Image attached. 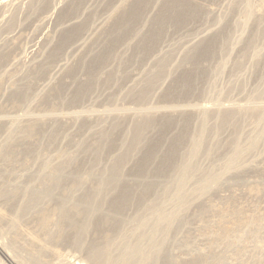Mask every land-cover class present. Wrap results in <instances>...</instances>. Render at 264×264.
I'll return each instance as SVG.
<instances>
[{
  "label": "bare ground",
  "instance_id": "6f19581e",
  "mask_svg": "<svg viewBox=\"0 0 264 264\" xmlns=\"http://www.w3.org/2000/svg\"><path fill=\"white\" fill-rule=\"evenodd\" d=\"M32 1V6L30 4L29 7L33 9V12L36 11L34 10L35 8L37 9L39 7L41 10L42 7L48 5V0ZM85 1L86 0H71L68 4L66 3L59 13V21L63 22L64 20L74 18L73 16L75 15L77 16ZM115 1L116 0H114V2L109 0L108 2L105 1L106 4L104 3L103 7V1L100 5L98 4L102 8L107 9L105 12L107 11L106 13L109 17L107 18L108 21L105 26L102 27V32H100L99 35L97 34L98 36L96 35L95 38L93 37L94 39H92L91 42L89 41V44L87 43L88 47H85L87 49L86 51L84 50V54L80 55L81 53L79 52V57H77V59L74 58V63L72 62L67 68L65 66V73L62 79L53 87L50 85L51 88L49 87L50 89H47L48 91L44 93L37 92L41 94L38 95V102L35 86H33L36 85L34 79L37 77L43 78L47 74L46 72H48L47 66H49L51 62L53 63L68 45L70 46L79 36H82L88 23L95 17L93 16L94 13L87 14L88 17L86 16L85 20L82 19L83 21H78V23H74L69 27L66 25L67 28L64 27V29L59 32L53 46L50 47L47 55H45L46 62L44 61L38 64L39 66H37L36 69L34 68L35 71L33 76L29 80H24V83L21 81L20 84L18 80L16 81L18 84L16 86L13 85L15 87L12 88V92L8 97L9 99L7 98V101L13 109L15 108L14 110H16V108L20 109L25 107L27 120H23L22 122L24 123H21L18 118H14L15 116L10 120V125H16L18 131L16 130V133L10 131L6 138H4L3 145L0 148V160L3 161L1 164L5 163L4 165H13V167H15L14 163H17L19 159H23L24 164L25 161L29 163L32 157L39 156V154L41 155L46 149H50L53 144L55 145L58 137L62 139L61 136H68L69 132L64 135L63 132H61L64 131L63 125H65L61 124L62 122L59 121L62 116H72L73 113L70 110L75 109L77 105L81 104L84 99L89 97V94H94L93 91L97 90L98 92V89L101 90L103 87V91L107 90V86L108 91H110L109 86L112 83L118 80L121 82V80L129 79L128 73L130 71L128 70L130 69L127 67L139 64L138 67L140 68L142 62L146 65L145 59H147L148 56L151 57L156 50H161L159 48L161 47L160 45L163 39L166 37L167 30L168 32H170V30H172L171 32L180 31V29L186 28L187 24H189L187 27H189L190 24L194 26V23H198L199 21L203 23V21H206V18H210L209 16H211V14L209 15L210 12L208 13L204 8V5L202 6V4L199 3L200 0L199 2L197 0H118L120 1V3L116 1L118 5ZM255 2L256 0H235L234 3L232 1V5L230 4L231 6H229L228 9L230 12H228L230 16L231 12H240L242 14L241 20L232 22L234 23L233 25L231 21L225 22L223 20L228 16L226 13V16L222 13L225 16H222L224 18L220 17V19H218L219 16H216L217 20H215L216 18L213 20L211 19V22H217L222 18L221 22L223 26L221 29H215L216 31L214 30L215 32L211 33V35L191 45V48L187 49V51L182 54L183 56H181V60L178 64H176L177 61L175 65L170 62L172 59L169 57L173 55L172 52L174 49L173 51L169 49L171 51L168 52V54H164L161 51L163 55L161 56L160 54V57H155L156 59L153 60V64L151 63L152 65L150 64L151 66H149L151 69L148 67L150 69L149 72L146 74L147 70H143L146 76L143 77L142 75L144 74L141 72L143 79H140V82H142H138V85L136 83L137 86L134 84L135 87L131 84L133 88H129V90L127 89L128 87H124L125 92L127 91L126 93L123 91V93H125L124 95L121 94L120 96L119 93L117 95H112L115 91L114 89L117 87L119 88L123 83L121 84L118 81L120 85L118 84V86H115L118 82L113 84L114 91L110 98H106L109 100H107V104L105 103L106 106L104 105L105 109L113 115L110 119L106 118L109 120L107 121L108 123H106L107 125L105 124L106 126H104L102 124L104 121L102 122L99 120V123H102L98 124L97 128L93 123L94 127L97 129L96 131L93 129L94 134L91 133L93 130L90 129V133L93 134V136L87 140L89 134L86 136V140L82 138L83 141H78L77 143L73 142L70 138L72 134H70V136H68L70 140L68 139L66 143V145H69H65L67 148H60V150L57 148L55 151L58 161L56 165L52 167L51 171L45 176L40 174L37 178L35 175L33 180L37 181L36 185H29L24 188L3 187L2 189L1 187L0 198L2 197V200L4 199L3 203L5 204V209L0 208V220L10 217L8 215L12 213L13 216L10 217L11 224L9 221L7 222L9 223L8 225H11L10 229H13L12 231L15 232V237L19 233V223L22 220L20 219L21 216L25 215L29 217L30 215L31 219L36 221L34 223L36 225V228L34 225L35 230L30 232L28 236V238L30 237V244L28 247V244L24 245V247L26 246L25 248L31 261L29 264H37V262L41 260L42 255L50 249L46 247L45 243H50L52 241L65 242L77 248L85 249V257L90 264L219 263L218 258L213 254L214 252L210 255L201 254V256L196 255L197 257L194 256V258L193 256L189 257L191 259L187 257L188 260H178L174 259V257L169 258L165 248L167 247L166 236L170 233V230L177 227L176 223L179 214L183 210V206L189 201V194H187L185 188L188 183L192 182L194 171H197L196 162L198 154L200 152L220 153L221 145L218 143V135L220 131L223 130V126L230 125L233 128L234 134H236L235 132L240 128L238 124L241 123L238 121L245 118L243 116L247 117L246 121H250L248 117H253L254 120H252L257 126L258 124L264 125V106H247L246 104L244 108H235L229 105L227 108L225 105L226 108L216 107V109H214V107L205 104H192L191 100L195 96L200 97L201 95L202 97L206 96V92L209 93V91L203 90L204 86L207 88L209 86H215L213 85L215 84L214 82L210 83L211 85L209 86L205 85L208 74L212 73L214 75L213 77L217 75V77H220L222 75V72L226 68V61L224 62V60H226L225 56L228 55L227 58L231 59L229 54L231 52L233 53V51L229 52L230 47H234L230 45V42L233 43V41H230V39L232 40L231 33L236 29H242V32H244L250 22L253 23L251 24L253 26L251 28L250 25L251 30H248L249 35L240 33V35H245V39L243 40L244 37L241 39L243 42L239 41L240 44L242 43L243 45L240 57L238 59V57L234 56L238 61L236 62V59H232L236 64H234L233 61H231V63L235 65H233V67L235 71L238 72V69L243 68V65L249 61H246L245 58H250V65H252L253 70L261 66V63L264 65L262 47L260 49V45L263 43V40L260 41V39H264V0H262L260 5L258 4L260 6L258 8ZM0 5L2 7L3 4ZM32 9H29V11ZM208 9L211 10L210 8ZM33 12L31 11V13ZM91 12L94 11L92 10ZM227 18L229 19V16ZM234 18L236 19V16ZM221 22L219 21V24H221ZM223 22H225V25ZM11 23L8 25H11ZM238 31L236 30V32ZM181 32L184 34V31ZM186 32L185 34L188 36L190 33L187 30ZM167 36H169V34ZM171 36L173 35L171 34ZM232 36L233 39L240 38L238 34L235 35L238 38H234L233 34ZM171 38L172 37H170V39ZM166 39L169 40L167 37ZM172 41L175 42V39ZM259 41L261 44H259ZM175 44L173 46H175ZM257 44H259V47ZM158 46L160 47L158 48ZM121 47H126V49L129 50L128 54L127 52H119ZM173 48L176 49V47ZM6 51L0 52V66L8 57L7 55L9 53L7 52V54ZM167 51L168 50L165 52ZM223 52L224 56L222 54ZM169 53H172L170 54L171 56H169ZM154 55L151 57V60L150 57L148 59L152 61ZM236 55L238 56L239 53ZM221 56L224 57V60ZM243 60H245L246 63L242 65ZM147 62L148 65L150 62ZM171 63L174 67L170 65ZM248 65L247 69L250 67ZM134 66L133 68H135ZM130 68L132 69L131 66ZM143 68L148 69L147 66ZM262 68L260 71H262ZM230 69L231 68H229V70ZM244 70L246 71V69ZM258 70L256 71L259 73ZM232 71L229 72H231L233 74L232 76L235 78L234 73L236 74V72L233 73ZM28 72L30 73V71ZM250 72L253 71L251 70ZM239 73L243 75V73ZM30 76L31 75H28L27 78H25L28 79ZM237 76L242 79L239 75ZM209 77L210 79L207 78V81L208 79L209 81L211 80V75ZM36 80L38 81L40 79ZM164 80H170V84L168 83L164 89L162 88V92L158 90L160 92L158 98L152 103V98L157 97L156 93H158L156 92V95L154 94L151 96L152 93H154L153 91L156 87L159 88L160 86L158 87V84L162 83ZM230 80L231 79H229V82ZM237 80L239 81V79ZM229 82L228 84L232 86L234 80H231L232 85ZM240 82L241 81H239V83ZM203 83L204 86L202 89L201 84ZM161 85H163V83ZM236 85H238V83L235 84V86ZM226 86L228 87V85ZM32 87H34V89ZM118 88L117 91L122 90V88L119 90ZM211 88L215 89L213 92L217 91L215 87ZM232 88L230 87L229 89ZM32 89L35 94H32ZM210 89L208 88V90ZM235 89L234 87V91ZM155 91H157V89ZM204 92L206 93L205 95ZM231 92H233V89ZM110 93L107 96H109ZM216 93L214 95H216ZM217 94L218 98L214 95H210L212 97L214 96V98H210L217 102L222 95H225L223 92ZM219 94H221L220 97ZM119 96L123 100L128 99L126 101L132 103L133 110L130 111V113H132L131 115L127 113L129 111H126V107H119L115 104ZM35 98L38 103V107L34 110L36 112L30 110L28 106L30 102H33L31 100ZM207 98H209V96ZM5 111L6 110L3 109L0 113L6 116ZM238 115H242V118H239V120L237 119ZM86 118H81V122H79L78 126L76 125V129L79 127L78 130H80V132H84L82 130L85 129L89 130L90 126L93 128V125H90V121ZM48 120H52L53 122V124L51 123L52 125L49 123V126L51 125L50 127L47 125ZM74 122L73 125H75ZM258 127L264 126L259 125ZM1 130H3L2 123H0V131ZM263 131L262 129L258 135L255 133L257 136L254 138L253 135L252 138L254 139L251 138L252 141L249 139L251 142L248 141L250 144L249 146L247 145L248 147L246 148L244 146L245 149L238 143L237 134L235 136L232 133L231 136L234 135L235 138L233 139L230 136L234 141L232 140L233 142H230L231 144L229 143L231 146L228 145L231 149L230 153L226 151L229 154V158L223 166V171H229L238 167L239 161L242 160V156L245 155L244 153L249 154L250 149L252 150L253 147L257 146L256 144L258 143L256 142L259 140L260 136L263 137ZM5 132H7V129ZM86 133H89V131ZM72 142L75 143V148L73 150L71 149L73 147L68 148V146H73ZM19 163H21V160H19ZM8 166L5 167L9 168ZM44 166L45 164L43 167ZM127 166H130V168ZM201 173L200 177L195 181V190L199 195L205 194L212 186L217 185L222 177L221 173L213 169ZM7 175L9 176L10 173ZM235 184L236 183L233 185ZM258 187L259 186H250L249 189L247 188L248 193L258 194ZM19 197L21 203L13 206V200ZM231 198L232 197H230V199ZM165 204H171L172 208L166 211L164 207ZM236 206L232 205V207L228 206L227 208H223V211L220 210L219 219L217 217L218 221L213 226H205L206 230L209 232H207L208 235L211 236L210 241L212 244H216L223 240L230 232L238 230L241 227L243 229V226L249 222L245 210ZM207 208L202 205L198 207L201 218L206 216ZM130 209L134 211L128 213ZM209 209H211V207ZM212 214L213 213H211V215ZM214 216L213 214V217ZM89 233L91 234L90 236H88ZM163 233H166V236L157 238V235ZM89 237L90 240L88 241ZM13 240H15V238H13ZM17 240L19 239L17 238ZM86 241L88 242L86 243ZM240 242L241 243L237 242L238 244H234L235 247L233 249L236 255H241L245 249L246 242ZM15 243L16 241L14 245ZM143 243L148 245L143 247ZM12 245L13 244H11V247ZM1 246L0 256L3 257V259L0 257V264H11V261L9 262L10 259L8 260L6 257L7 255H5L6 251H3ZM51 252H53L55 256L60 257L59 251L51 250ZM78 261L73 264H82Z\"/></svg>",
  "mask_w": 264,
  "mask_h": 264
},
{
  "label": "rangeland",
  "instance_id": "374dc122",
  "mask_svg": "<svg viewBox=\"0 0 264 264\" xmlns=\"http://www.w3.org/2000/svg\"><path fill=\"white\" fill-rule=\"evenodd\" d=\"M36 1H38V0H36ZM36 1H34V2H36ZM70 1L71 0H50V1L48 0V5L46 6L47 8L42 7L40 10V8L38 7L37 9L35 8L34 10H36V11L33 12V9L31 7H29L30 4L32 6V3H31V2H33L32 0H0V4H3L2 7L0 5V52L2 50H3L2 52L7 50L6 53L7 52L9 53V54L7 53L8 57L5 59L4 63H1V66H0V82H1L0 83V105H1L0 106V112L3 109L6 110L5 111L6 116H4L3 114L0 113V119H1L0 123H2V129H3L0 131L1 132L0 133V148L3 145L4 138H6L7 134H9L10 131H12L13 133H16L15 132L16 130L18 131V128H16V125H13V126H12V124L10 125V123H9V122H11L10 120L14 116H15L14 118H18L21 123H24V122H22L23 120L24 121L27 120V116L25 114V109H24L25 107L24 108L22 107L20 109L16 108V110H17L16 111V110H14L15 108L13 109L7 101L9 99L8 98L9 95L12 92V88H14L18 84V82H16V81L19 80V84H20L21 81H22V83H24V80H29L33 76V73L35 71L34 68L36 69L37 66H39L38 64H41L42 62H44V61L46 62L45 55H47V52L50 50V47L53 46V43H54V41H56L59 32L62 31L64 29V27H66V25H67V27H69L70 25H73L74 23H78V21L79 22L83 21L82 19L85 20L86 19L85 17L87 16V14L89 15L90 13H94L93 16H95V17H93V16H92L93 18L91 17L92 20L90 19L91 21L88 23V26L85 29L86 31L85 30L83 31L82 36L81 37L79 36L78 39L76 41H74V43H72L70 46L68 45L65 48V50L63 51L64 53L62 52V54H60L61 56L59 55V57H57L53 63L51 62L50 65L48 64L50 67L47 66L48 72H46L47 73L45 75L46 77L45 76H44L45 78L44 77L43 78L37 77L34 79L35 80L34 82L36 85H33V86H35V90H36L35 93L37 95V102H38V95L41 92L44 93L45 91H48L60 79H62V76L65 73V69H64L65 66L67 68L69 65L72 64V62L74 63V61H75L74 58L77 59V57H79L80 53H81L80 55L85 53V51L87 49L85 47H88L87 45L92 41V39H94L97 34L99 35L100 32H102V29H103L102 27H104L106 22L108 21L107 18H109V17H108V14L106 13L107 11L105 12V10H107V9L102 8L104 3L106 4V2H108V0H89V1L86 0L83 3V5L81 6L82 9L79 10L80 12H78L77 16L76 15L73 16L74 18H71L70 20L69 19L64 20L63 21L64 23L62 21H59L58 17H59L60 11L62 10V8H64L66 3L68 4V2H70ZM102 1H103V3H102ZM109 1L114 2V0H109ZM116 1L118 3H120L121 0L120 1L116 0ZM116 1H115V3H116ZM197 1L199 2V0H197ZM232 1L234 3L235 0H210V1L209 0H204V1L200 0L199 3L202 4V6L204 5V8L207 10L208 13L210 12L209 15L211 14V16L208 15L210 18H206L205 19L206 21H203V23L199 21L198 22L199 24H198L196 22L197 25H196V23H194V26H192L193 24H190V26L187 27V25H189V24H187L186 28L184 27L185 29L182 28L184 30L180 29V31H176V32H171L172 30H170V32L173 36L175 34V36H174L175 38L173 36H171L170 32H168V30H167L166 37L169 38V40L166 39V37H165V39L167 41L165 39H163L162 44L161 43H160L161 45L159 44L161 47L158 46V48L160 47L159 49H161V50H156L154 52V54L156 56L153 54L154 59H152V61H150V60H151V57L153 55L151 57L148 56V58L150 57V60L148 58H147L148 60L145 59L146 65L143 64L144 62H142V64H140V68L138 67L139 64L135 65V66L130 65L132 67V69L130 68V66L127 67L130 69V70H128V71H130L128 73L129 79H124L125 81L121 80V82H120V80H118L121 84L123 83L122 85H120V83L118 81H116V82H118L117 85L115 84L116 82H114L110 85L112 88L109 86L110 91H108V86L107 87L105 86L107 90L103 91L102 90V89H104V87H103V88H101L102 91L99 89H98V92H97V90L93 91L94 94H92V93H91V95L89 94L88 95L89 97L84 99L83 102H81V104L77 105V107H75V109L70 110L73 113L74 116L73 115L72 116L74 118L70 115L68 117L62 116L60 120L58 119L60 122H62L61 124H65V125H63V130L65 132L61 131V132H63V135L65 133L67 134L69 132L68 136H70V134H72L73 136L71 135L70 138L73 140V142L77 143L78 141L79 142L83 141L82 138H85V140H86V136L90 134L87 137L88 138L87 140H89L93 136L94 130L95 131L97 130L94 127V125L97 127L98 124H100L104 121L102 124L104 126H106L107 125L106 123H108L107 121H109L106 118L110 119L111 116H113L110 114V112H108V110L105 109V106H106L105 103L107 104L108 103L107 100H109L106 98H110V96L114 90L115 91L113 92L112 95H117L118 93L120 96H121V94L124 95L127 92V91L125 92V88L128 87L127 89L129 90V88L135 87L136 83H137V85L139 83H141L142 81L140 82V79L142 80L143 77L146 76L145 72L143 70H145V71L147 70L146 71V74H147L149 72V70L151 69V67H149V66H151L153 64L152 63L153 60H155L157 57H160V54L162 56L163 55L162 52L164 54L165 53L168 54V52H170L171 50L173 51V49H174V51L172 52L173 53L172 56L170 55L172 53H169V56L172 57V58L169 57L170 59H172V61H170V60L169 61L174 63V65L177 61L176 64H178V62L181 60V56H183L182 54L185 53L187 51V49L191 48V45L195 44L197 41H199L200 39H203L204 37L205 38L208 37V35H211V33L215 32L216 30L221 29V27L223 26L221 20L226 15L229 16V19L227 18L228 16H226L225 17L226 20L225 19L223 20L225 22L231 21V24L233 25L234 23H232V22L240 21L241 16H242V14L240 12H238V11H237V13H236V11L231 12V16H230V13H229L230 11L228 9H229V6L232 5L231 4ZM208 2H209V4H208ZM261 2H262V0H258V2L256 0L255 5L257 6V8L260 7L259 5ZM100 3H102V7L99 6ZM118 3H116V4L118 5ZM208 5H210V6H208ZM208 8H210L211 10H209ZM29 9H32V10L29 11ZM92 10L94 12H91ZM95 10H96V12H95ZM31 11L33 13H31ZM227 12H228V14H227ZM222 13L224 15L226 13V15L224 16ZM232 13H233V15H232ZM216 16L217 17L219 16L218 19H220V17L224 16L221 18V20H219L221 22V24H219V21L211 22L213 19L216 18ZM235 16H236V19L234 18ZM232 19H233V21H232ZM215 20H217V18ZM207 21H209V22H207ZM225 22H223L224 25H225ZM9 23H11V25H8ZM214 23H218L219 25L214 24ZM251 24H253V23L250 22L247 25V27L245 28L247 30V33H246V30H244V32H242V29L241 30L236 29L237 31L239 30L238 31L239 33L236 32V30H234V31L232 30L234 33L233 32L231 33L232 40L230 39V41H233V43L230 42V45L231 46L233 45L234 47H230L229 52L233 51V53L232 52L230 53L231 55L229 54L231 59L230 58L228 59L227 58L228 55H226L225 56L226 60H224L223 59L224 58L223 57L224 52L222 53L223 56H221V58L224 60V62L226 61L225 67L227 68V70L225 68L224 71L222 72V75L221 74H220L221 76L219 75L220 77H217L218 75L213 77L214 75L212 73H209L207 78L210 79L209 76L211 75V80H212V81L210 80L211 81L210 82L208 79L209 84H208V81L206 78L207 84L205 81V85L209 86V85H211L210 83H212V82L215 83V84H213L215 86H209L208 87L209 89L211 87H215L217 89V91H216L217 93L223 92V94H225V95L221 96V94H219V97L221 96L219 98V100L217 102L214 101V99H211V98H214V96L218 98V94L216 92H213L215 89L211 88L210 90H208V88L206 86H204V83H203V84H201L202 85L201 88L203 89V86H204L203 90H205V91L207 90V91H209V93L206 92L207 93L206 94L204 92V95L206 94V96L201 97V95H200V97L199 96L193 97L191 99L192 104H196V105L205 104V105H209L210 107H214V109H216V107H219V108H226L227 107L228 108L229 106L235 107V108H237V107L244 108V107H246V104H247V106H249V105L250 106H255V105L256 106H259V105L264 106V65H263V63H261V66H259L260 68L258 67L256 69V70L259 69L258 70L259 73L255 69L253 70L252 65H250V63H251L250 58H247V59L245 58L246 61L249 60L247 62L249 65L246 63L245 60H243L242 65L244 63H246V64L243 65V68L238 69L239 72L243 73V75L240 74L238 71H235V68L233 67V65L236 63L232 59H236V62L238 61V59L240 57V52L242 51L241 49L243 46L242 43L240 44V42H243V40L245 39V35H240V33H242V34L244 33V34L249 35V31L251 30V28L253 26ZM250 25H251V28H250ZM187 28H189V29H187ZM99 30H101V31H99ZM186 30L189 31V33H190V34L188 33L189 34L188 36L185 34ZM181 31H184V34ZM168 34L170 37H172L171 39L169 36H167ZM179 34H180V36H179ZM232 34L234 35V38L237 37V36H235L237 34H238V36H240V38L239 39H236V38L233 39ZM177 36H179L180 38ZM176 38H177V40H176ZM242 38H243V40H241ZM174 39H175V42L172 41ZM262 40H263V43L261 44L260 41H262ZM176 41L178 42V44ZM260 41H259L260 43L259 42L258 43L261 44L260 49L262 47L261 50H263L262 52L264 55V39H260ZM174 44H175V46H173ZM259 44H257L258 47H259ZM171 45L173 47H176V49L173 48ZM169 49H171V50H169ZM122 50H124V51H122ZM125 50H127L126 47H121V49H119V52H123V53L127 52V54H128L129 50H127V51H125ZM166 50H168V51L165 52ZM238 53H239V55L237 56L236 54H238ZM76 55H78V56H76ZM234 56L238 57V59ZM227 59H228V63H227ZM147 61L150 62L148 65H147V63H148ZM231 61H233L234 64H232ZM172 63L170 65H172ZM247 65L252 67L251 69H249L250 67L248 68L249 71L247 69ZM133 66L135 68H133ZM144 66H147V68L149 67L150 69L149 68L144 69L143 68ZM172 67H174V66L172 65ZM229 68H231V69L229 70ZM261 68H262V71H260ZM31 69H32V72H31ZM244 69H246V71ZM232 70H234V71H232ZM251 70L253 72H250ZM28 71H30L31 74ZM126 71H127V69H126ZM229 71H232L233 73L236 72V74L242 78V79H240L234 73L236 80L239 79V81H241L242 83L241 82L239 83L238 80L236 81L235 78L232 76L233 74ZM141 72H143V74H144V75H142L143 77L141 76V74H142ZM28 75H31V76L28 79H26ZM139 77H142V78H139ZM214 78H215V80H214ZM36 79H40V80L37 81ZM166 79H169V78H166ZM229 79H231L232 81L234 80L233 85L231 84V80L229 82ZM164 81H165V83H164ZM164 81H162L163 85H161L162 83L158 84V87L159 86L160 87L163 86V87H161V88L159 87L160 89L156 87L155 90L157 89V91H155V90L153 91L154 93H152L151 96H153L156 92H158V93H156L157 97L152 98V100H153L152 103H154V101H156L158 98V94L160 93L158 90L161 91V89L162 88L164 89L165 86L168 85V83L170 84V80H167L168 82L166 80H164ZM25 82H27V81H25ZM228 82L232 86H230L228 84ZM52 83H53V85H52ZM237 83H238V85L235 86V84H237ZM68 84H69V82H68ZM113 84H115V86H118V84H119L121 87L119 86V88L118 87L117 88H118V90L120 88H122V90L121 91L119 90L120 92L117 91L116 87H115L116 89H114ZM131 84H133V85L135 84V85L133 86ZM13 85H15V86H13ZM50 85H51V87H50ZM226 85H228V87ZM131 86H133V87H131ZM229 86L231 88L233 87L232 88L233 92H231L232 89H229L230 88ZM234 87L236 88L235 91H234ZM32 88L34 89V87H32ZM33 89H32V94H35V93H33ZM123 91L125 93H123ZM37 92H40V93H37ZM109 93H110V95L107 96ZM215 93L217 96L214 95ZM210 95H214V96L212 97ZM227 95H229V96H227ZM120 96L115 101V104L118 105L119 107H121V106L122 107L124 106V108L126 107L125 109H127L126 111H129V112H127L129 114L130 111L133 110L132 103L130 101H126L128 99L123 100ZM208 96H209V98H207ZM31 101H33V102H30V104L28 106H29L30 110L34 111L38 107L37 106L38 103L36 102V98L31 100ZM254 101H255V103H254ZM150 102H151V100H150ZM6 105H8L9 107ZM30 105H31V107H30ZM32 105H33V107H32ZM225 105H226V107H225ZM78 106H80V107H78ZM240 106H242V107H240ZM5 107L6 108L8 107V108L6 109ZM32 108H34V109H32ZM9 110H10V112H12V111H15V112L10 113ZM73 110L74 111L77 110V111H75V113H74ZM34 112H36V111H34ZM6 113H10V114H6ZM131 114L132 113H130L129 115H131ZM243 117H245V118H242V115L241 116L238 115L237 119L239 120V118L240 119L242 118L241 119L242 121L241 120L238 121L239 123L241 122L240 124L237 123L238 126H240V128L235 133L237 134V141H238V143H240V146L241 147L243 146L242 148H244V146H245V148H246L250 144V143H248V141L251 142L252 139H254L258 134H260L259 132L262 131V129L264 130V127H258V126L259 125L264 126V125L263 124H258V126L255 125L254 124L255 122L253 121L254 120L253 117H251V118L248 117L250 119V121L249 120L246 121V118H247L246 116H243ZM81 118L82 119L83 118L88 119L90 121V122L88 121L90 123V125H93V123H94L93 128H92V126H90L89 130L85 129L86 132L89 131V133H86L85 130H82L84 132H80V130H78L79 127H78V129H76L79 122H81V120H82ZM74 119H75V122H74ZM243 119H245V120H243ZM99 120L102 122L99 123ZM105 120H106V122H105ZM213 121H214V119H213ZM213 121H212V123H213ZM73 122L75 125H73ZM47 123L46 124L48 125V127H50L53 124L52 120L51 121L48 120ZM49 123L50 124L52 123V124L49 126ZM3 124H4V128H3ZM47 125H45V126H47ZM5 126L7 129V132H5L6 131ZM14 126L16 129L14 128ZM74 126H75V128H74ZM223 127H222L223 130L220 131V134L218 135V143L221 145L220 146L221 152L220 153H218V152H212V153L200 152L197 156L198 157L197 162H196L197 171H194L192 182L188 183L186 188H185V191L187 192V194H189V199H188L189 201H187L185 206H183V210L179 214V218H178V221L176 223L177 227H175L176 229L173 228L172 230H170V233L167 234V236H166V233L157 235V238L166 236V246L167 247H165V248H166V252H168L167 255L169 256V258L174 257V259H178V260H181V259L182 260H188V258L192 257V256L194 258V256H196V255H198V256H201V254L202 255L203 254L210 255L211 253L214 252L213 254L219 260L218 264H248V263L249 264H264V214H263V212H264V142H263L264 141V135H263V137L260 136V138L258 140L259 142L258 141L256 142V143H258V144H256L257 146L255 145L256 147H253L252 150L250 149L249 154L244 153L245 155H243L242 160L239 161L238 167L231 169L229 171H226V170L223 171V166H224L226 160L229 158L228 152L230 153V149H231V148H229L228 145H230L234 141L233 139L236 136V134H234V132H233V128L230 125H225ZM47 129H49V128H47ZM90 129H92V130L94 129L93 132L91 131V133H93V134L90 133ZM256 130H257V132H256ZM74 133H75V135H74ZM83 133L86 135H84ZM232 133L235 136L234 135L231 136ZM81 134H82V136H81ZM78 135H80V136H78ZM253 135H254V138H252ZM66 136H61L62 139H59V137H58L55 145L53 144L54 146L52 145V147L50 149H46L41 155L39 154V156L32 157V159L29 161V163H28V161H25V164H24L23 163L24 160L19 159V160H21V163H19V160L17 161V163L16 162L14 163L15 164L14 166L16 168L13 167V165L8 166V165H4L5 163L1 164V162H3V161L0 160V172H1L0 173V189H1V187H2V189H3V187L4 188H24V187L29 186V185H36L37 181L33 180V178H35V175H36V178L40 174L45 176L51 171L52 167L54 165H56L58 159L55 155V153H56L55 151L57 150V148L60 150V148L64 149V148H67L66 147L67 145H69V144L66 145V143L68 142V139L70 140V138L68 136L67 137ZM247 138H248V140H247ZM249 139H251V141ZM246 141L248 144L246 143ZM73 142H72L73 146H70V147L68 146V148L73 147V148H71L72 150L75 148L74 147L75 143H73ZM71 149H69V150H71ZM226 151H228V152H226ZM28 159H30V158H28ZM44 164H45V166L43 167ZM5 166H8L9 168L11 167V168L9 169ZM17 167H18V169H17ZM127 167L130 168V166H127ZM4 168L5 169L7 168V169L5 170ZM128 168H127V170H128ZM212 169L218 173H221L222 177L220 178V181L217 185L212 186L205 194L203 193V195H201V194L199 195L197 193V191L195 190V188H196L195 181L200 177V175L202 174L201 172H206V171H209ZM11 170L13 173L11 172ZM15 171H16V173H15ZM3 172H4V174H3ZM8 172L10 173L9 176L7 175V174H9ZM11 173H12V176H11ZM15 174H16V176H15ZM246 175H247V177H246ZM234 183H236L237 185L236 184L233 185ZM243 184H245V185H243ZM250 186H259L258 187V191H259L258 194L248 193V189ZM230 197H232V198L230 199ZM3 201H4V199L2 200V197H1L0 198V208L1 209H5V204L3 203ZM13 201H14L13 206L21 203L20 197L15 198ZM201 205L205 206L206 208L208 207L206 216L202 217V218L198 212L199 211L198 207H200ZM215 205H216V207H215ZM227 205L229 207H232V205L233 206L237 205L236 207H241L242 209H244L245 213L248 216L249 222L245 226H243V229L241 227L238 230L230 232V234L226 235L223 238V240L219 241L216 244H212L210 241L211 236L208 235L209 232L206 230L205 226H207V225L213 226L218 221L217 217L219 219L220 212L223 211V208H227L228 207ZM213 206L215 207L216 210L214 209ZM164 207H165L166 211H169L172 208L171 204H165ZM210 207H211V209H209ZM130 210L128 211V213H131L134 211L133 209H130ZM211 213H213L215 216L213 217V214L211 215ZM7 214H9V213H7ZM10 214L11 215H8V216L12 217L13 216L12 213H10ZM26 215H28V214H26ZM10 217L5 218L4 220L3 219L0 220V243H1L0 246L2 245L1 247H2L3 251H6L5 255H7L6 257L8 258V260L10 259L9 262L11 261L10 262L11 264H21V263L29 264V263H31V261L28 257V254H27V251L25 248L26 246L24 247V245L28 244L27 247L29 246V244H30L29 238L30 237L28 238V236H29L30 232L35 230L36 225L34 223L36 221L31 219L30 215H29V217L28 216L26 217L25 215L21 216L20 219H22V220L21 221L19 220L20 221L19 233H18L19 236L17 234L18 237L17 236L15 237V232L12 231L13 229H10L11 225H8L9 223L7 222V221H9V222L11 221ZM197 217H199V218H197ZM197 219H199V220H197ZM253 219L255 221L256 220L257 221L255 222ZM260 219H261V221H260ZM10 224H11V222H10ZM34 225H35V228H34ZM203 229H204V231H203ZM90 235L91 234L89 233L88 236H90ZM204 235H206V236H204ZM13 238H15V240H13ZM17 238L19 240H17ZM89 240H90V237H89L88 241ZM15 241H16V243L14 245ZM88 241H86V243ZM240 241L246 242L245 243V249L241 255H236V252H234V249H233L235 247L234 244L241 243ZM209 243H210V246H209ZM11 244H13L12 247H11ZM45 244H46V247L50 248L51 250L59 251L60 257L55 256L54 253L51 252L50 249H48L49 253L48 252L44 253L41 257V260L38 261L37 264H64V263L65 264L66 263L73 264L78 260H79L78 262H80L82 264H90L89 261L85 257V255H86L85 249H80L74 245H71V244H68L65 242H60V241L59 242L52 241L50 243L46 242ZM147 245L148 244H146V243L142 244L143 247H146ZM204 246H206V247H204ZM13 248H15V249H13ZM6 249L9 251H7ZM212 249H214V250H212ZM201 250H203V251H201ZM51 253H53V254H51ZM1 258L3 259V257H1ZM189 259H191V258H189ZM69 261H71L72 263ZM160 264H162V263H160Z\"/></svg>",
  "mask_w": 264,
  "mask_h": 264
}]
</instances>
